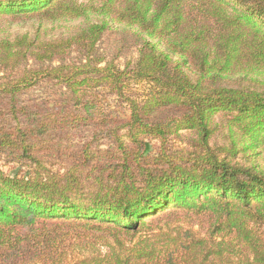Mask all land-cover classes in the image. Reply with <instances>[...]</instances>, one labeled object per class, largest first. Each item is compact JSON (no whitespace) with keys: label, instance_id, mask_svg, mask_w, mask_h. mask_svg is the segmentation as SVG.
<instances>
[{"label":"trees","instance_id":"obj_1","mask_svg":"<svg viewBox=\"0 0 264 264\" xmlns=\"http://www.w3.org/2000/svg\"><path fill=\"white\" fill-rule=\"evenodd\" d=\"M247 70L264 0H0V264H264Z\"/></svg>","mask_w":264,"mask_h":264},{"label":"rangeland","instance_id":"obj_2","mask_svg":"<svg viewBox=\"0 0 264 264\" xmlns=\"http://www.w3.org/2000/svg\"><path fill=\"white\" fill-rule=\"evenodd\" d=\"M70 2L74 1L77 2L78 4H86L88 0H69ZM64 12V11H62ZM56 22L54 23H47L46 24V29H47V34L50 36H59L63 34H70L75 31L77 26H79L82 22H85L83 19H75V18H70L68 20H64L66 15L63 13ZM7 29L3 31L1 29V33H9V35H13L14 33L17 32V29L15 27H6ZM3 31V32H2ZM243 77L240 79L239 77H234L231 80V84L234 86H239V83H242L243 86L251 88V89H259L262 90L264 89V71H251L247 70L243 73ZM218 143L222 144V139L221 137H218ZM154 145H159V141L156 139H152L151 141ZM173 145L175 144V147L179 148H185L188 145V142L185 140H174L172 143ZM261 164L264 166V155L263 158L260 160ZM22 163L15 162L11 159L8 158H0V168L8 170L10 167L18 168L20 167ZM47 166L51 167L49 163H47ZM23 169L27 170L28 167L23 165ZM53 169H57V166H54Z\"/></svg>","mask_w":264,"mask_h":264}]
</instances>
